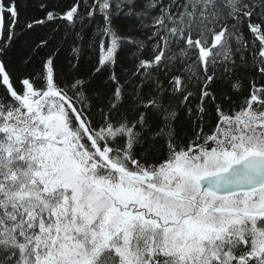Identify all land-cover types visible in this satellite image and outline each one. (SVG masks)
<instances>
[{
  "label": "snow or ice",
  "instance_id": "obj_1",
  "mask_svg": "<svg viewBox=\"0 0 264 264\" xmlns=\"http://www.w3.org/2000/svg\"><path fill=\"white\" fill-rule=\"evenodd\" d=\"M0 264H264V0H0Z\"/></svg>",
  "mask_w": 264,
  "mask_h": 264
}]
</instances>
